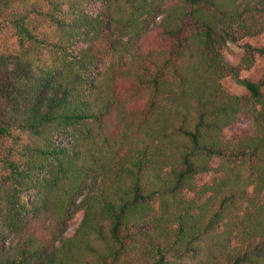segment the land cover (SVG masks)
Listing matches in <instances>:
<instances>
[{"label": "trees", "instance_id": "16d2710c", "mask_svg": "<svg viewBox=\"0 0 264 264\" xmlns=\"http://www.w3.org/2000/svg\"><path fill=\"white\" fill-rule=\"evenodd\" d=\"M263 34L264 0H0V264H264V82L224 85Z\"/></svg>", "mask_w": 264, "mask_h": 264}, {"label": "rangeland", "instance_id": "374dc122", "mask_svg": "<svg viewBox=\"0 0 264 264\" xmlns=\"http://www.w3.org/2000/svg\"><path fill=\"white\" fill-rule=\"evenodd\" d=\"M250 44L256 48L264 47V34L258 38H249L239 43L238 45L229 43L225 52L226 60L233 66L238 65L241 62L242 56L244 55V44ZM240 77L229 76L224 80V85L228 91L234 94H243L245 87L240 83V80H252V81H263L264 82V56H257L254 67L250 70H243ZM264 94V85L262 87ZM240 125L244 126L245 121L240 120ZM82 213L77 216L74 225L70 229V232H74L76 227L79 225L82 219Z\"/></svg>", "mask_w": 264, "mask_h": 264}]
</instances>
